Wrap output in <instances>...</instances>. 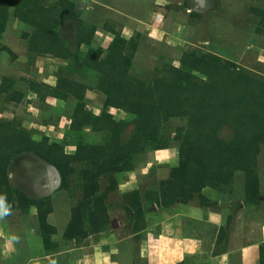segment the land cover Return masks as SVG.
<instances>
[{"label":"rangeland","instance_id":"374dc122","mask_svg":"<svg viewBox=\"0 0 264 264\" xmlns=\"http://www.w3.org/2000/svg\"><path fill=\"white\" fill-rule=\"evenodd\" d=\"M14 2L0 0V224L11 239L3 264L168 262L153 240L161 224L151 230L142 212L180 203L165 187L190 118L173 110L175 86L194 83L206 96L218 66L264 83V0ZM114 60L136 84L134 100L152 102L143 130L136 104H106ZM209 106L215 114L220 105ZM83 114L87 123L72 128ZM219 134L231 136L228 122ZM249 162L258 199L238 170L225 187L205 186L212 204L260 211L264 144Z\"/></svg>","mask_w":264,"mask_h":264},{"label":"trees","instance_id":"16d2710c","mask_svg":"<svg viewBox=\"0 0 264 264\" xmlns=\"http://www.w3.org/2000/svg\"><path fill=\"white\" fill-rule=\"evenodd\" d=\"M26 1L35 3L36 0ZM14 3L17 8L20 7L16 0ZM108 66L106 76L110 85L105 89L106 104L123 109L126 104H136L135 112L140 117L137 123L140 127L137 131L143 130L141 122L153 114L146 109L152 106V102L147 101L148 103L143 105L139 99L134 100L135 92L131 87H136V84L127 75L126 70L121 69L115 60ZM218 67L217 71L207 76L206 96L196 94L198 87L194 83L178 87L174 85L180 88V92L174 96L173 100L177 102L174 105L177 108L173 110L179 114L189 113L190 118L189 127L176 136L181 139L179 165L171 169L172 177L165 184V187L170 185L168 191L171 193V202L177 199L184 201L198 193L206 203L212 204L211 200L200 193L201 189L205 186L225 187L233 173L238 170L248 171L246 179L248 178L253 186L259 181L258 167L255 162L252 165L249 160L258 151L259 146L264 144V83L246 82L242 76V79L240 76L236 78L232 72L225 73ZM100 85L103 86V83ZM247 86L252 89H247ZM215 98L217 101H214ZM212 103L220 105L214 111L215 114L212 111L215 106L213 109L209 106ZM182 107H185L184 110ZM84 114L73 118L72 128L79 130L81 125L87 123L84 122L87 114L86 117ZM220 114L223 117L218 119ZM225 122L232 127V134L226 140L219 134V129ZM156 128L155 126L154 129ZM71 157L77 158L75 155ZM51 158L58 162L55 156ZM168 194L167 192L165 200ZM252 195L258 199L259 193L255 186ZM263 259L261 255V263L264 262Z\"/></svg>","mask_w":264,"mask_h":264},{"label":"crops","instance_id":"0c3cea01","mask_svg":"<svg viewBox=\"0 0 264 264\" xmlns=\"http://www.w3.org/2000/svg\"><path fill=\"white\" fill-rule=\"evenodd\" d=\"M210 190L204 187L200 193L209 200L216 199ZM155 207L157 210L153 211L143 208L142 214L145 221L153 222L148 227L151 230L161 224V228H157L159 234H153V240H158L157 251L164 252L168 259L164 264H175L183 259L185 264H264L261 263V255L264 257V249H261L264 245V204L259 207V213L257 209L252 210L253 205L246 206L242 202L239 206H225L221 201L206 203L196 193L191 198L180 200L179 204L165 207L156 204ZM222 226V239L217 244ZM8 232L7 226L0 224V240L5 245L0 248V264L9 262L7 260L11 256L7 249L11 240ZM152 232L148 234L152 235Z\"/></svg>","mask_w":264,"mask_h":264},{"label":"clouds","instance_id":"9594fccd","mask_svg":"<svg viewBox=\"0 0 264 264\" xmlns=\"http://www.w3.org/2000/svg\"><path fill=\"white\" fill-rule=\"evenodd\" d=\"M3 202V198L2 197H0V203H2Z\"/></svg>","mask_w":264,"mask_h":264}]
</instances>
